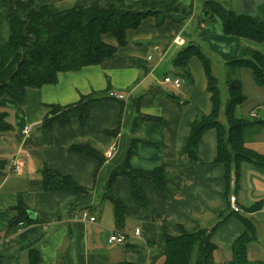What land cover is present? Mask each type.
<instances>
[{"label": "crops", "instance_id": "1", "mask_svg": "<svg viewBox=\"0 0 264 264\" xmlns=\"http://www.w3.org/2000/svg\"><path fill=\"white\" fill-rule=\"evenodd\" d=\"M176 1L183 4L186 0ZM246 2L254 4L251 0ZM189 4L192 2L184 5ZM214 7L219 21L203 24L197 38L226 64L240 59V47L254 48L253 41L224 34L222 28L228 11L216 3ZM193 20V9L191 17L181 23L165 20L157 25L156 18L147 17L138 28L125 31L123 46L113 36L105 35L103 41L115 47L116 52L99 65L60 73L51 85L27 88L21 104L0 99V109L13 110L15 118L12 124L8 121L9 113L0 111L6 114L5 121L12 127L11 131L0 133V161L4 163L0 168L2 264H30L34 255L39 257V264H163L165 237H179L199 227L210 228L219 215H227L231 196L241 209L239 215L255 226L256 240L247 247L248 261H264V171L244 163L239 182L236 184L231 173L226 184L224 167L214 161L217 150L214 129L201 134L195 163H190L184 152L197 115L212 112L201 62L190 58L187 64L190 81L181 90L163 84L156 75L160 66L166 70L173 68L172 61L187 43L185 33ZM257 51L263 54L262 50ZM175 78L179 77L175 74ZM164 86L167 89H162ZM113 93L122 95L123 100L112 98ZM90 95L96 100L87 106L85 125L80 124L79 114L73 112L66 126L55 123L50 130L41 129L50 105H73ZM262 105H255L247 116L236 117L235 113L234 116L249 118L254 111L255 119L264 123ZM138 115L160 122L143 121L133 131V121ZM25 127H30L29 135L22 134ZM262 131L264 128L250 130L245 141L246 148L260 155H264ZM133 138L159 146L138 143L130 166L143 172L162 168L166 181L164 191H159L150 181L138 180L148 202V208H144L131 196L128 178L117 176L112 194L126 210L123 222L118 223L112 204L100 201L99 195L111 171L123 164ZM74 145L99 152L104 157L103 163L98 165L95 159L70 151ZM112 148V156L107 158L106 153ZM13 164L20 167L19 173L11 172ZM45 168L70 176L78 186L90 190L91 195L84 199L73 193L44 191L40 171ZM19 202L34 214L36 222L26 227H9L18 215L14 208ZM255 205L258 207L249 211ZM83 212L94 217L95 222L83 219ZM135 229L140 230L139 237L134 236ZM243 231V223L235 215L227 217L214 230L212 240L216 250L211 264H234L233 244ZM112 232L123 234L125 243H110Z\"/></svg>", "mask_w": 264, "mask_h": 264}, {"label": "trees", "instance_id": "2", "mask_svg": "<svg viewBox=\"0 0 264 264\" xmlns=\"http://www.w3.org/2000/svg\"><path fill=\"white\" fill-rule=\"evenodd\" d=\"M67 1L70 0H0V99H11L21 104L27 88L54 84L60 73L97 66L103 60L111 58L116 48L103 41L105 35L113 36L118 45L123 46L125 31L138 28L140 22L147 17L156 18V24L161 25L165 20L181 23L192 15L191 4L184 5L176 0H74L75 3L69 8L57 7ZM250 8L264 16V0L250 4L248 9ZM216 16L214 1H205L198 21L199 27L213 23ZM222 30L226 35L264 43V21L258 20L255 15L248 12L228 11ZM240 55V59L225 64L228 97L222 109L225 126L218 120L221 99L210 60L199 47L187 42L172 61L176 76H181L187 82L190 81L187 67L190 58L195 57L202 64L212 102V112L207 116L197 115L191 125L184 152L189 162L195 163L201 134L205 130L214 129L217 135L214 161L224 167L226 184L231 173L236 184L239 182L241 165L244 163L264 171V155L245 147L248 132L263 129L264 123L255 118L237 119L234 116L235 108L245 101L241 82L236 75L241 69H246L252 81L257 86L264 87V55L248 47H240ZM136 65L144 70L141 63L136 62ZM92 96L81 97L77 103L65 107L50 105V111L43 119L41 129L50 130L55 123L61 127L66 126L73 112L79 114L80 124L85 125L87 106L96 100ZM5 119L6 114L0 113V133L12 130ZM143 121L160 122L154 117L138 115L134 118L132 130H137ZM140 142L159 146L143 139H131L123 164L111 171L99 195L100 201L108 200L112 204L114 218L118 223L123 222L126 210L120 200L112 194V184L117 176L128 178L131 196L144 208H148V202L138 186V180H148L159 191H164L166 177L162 168L143 172L130 166V159L136 154V146ZM70 151L91 157L98 165L104 161L99 152L88 146L74 145ZM3 164L0 161V168ZM40 176L46 192L73 193L84 199L91 195L90 190L78 186L70 176L60 175L46 168L40 171ZM257 207L258 205H255L249 211ZM227 208V215H219L216 223L210 228L199 227L190 232H183L179 237L166 236L163 264H211L212 254L216 250L212 234L232 215L238 217L244 226L242 235L233 244L232 263L264 264V261H248L246 256L248 245L256 240L253 222L239 213L231 212L228 204ZM14 210L18 215L10 222L9 227L20 228L19 224L26 227L36 222L35 219L27 218L28 211L22 203L19 202ZM30 264H39V257L34 255Z\"/></svg>", "mask_w": 264, "mask_h": 264}, {"label": "rangeland", "instance_id": "3", "mask_svg": "<svg viewBox=\"0 0 264 264\" xmlns=\"http://www.w3.org/2000/svg\"><path fill=\"white\" fill-rule=\"evenodd\" d=\"M192 2V9H193V16L195 17V20L191 23L190 27L188 28V31L185 33L188 37L186 38L187 42H191L192 44L199 46L201 51L206 55V57L210 60L211 63V69L212 73L217 79V86L220 92V99H221V111L219 115V122L225 126L226 121L223 116V106L225 104V101L227 100V87H226V67L224 61L220 60V58L211 50L208 48L207 44L205 42H199L198 40V33L201 31V27H199V19L201 17V11H202V6L205 1L207 0H186L185 3ZM214 4H218L220 7L225 9L226 11H233L236 13H246L251 15H255L258 20L264 21V16L260 13H256V10H253L254 8H249L250 3H247L246 1L248 0H213ZM253 2H260L262 0H251ZM250 2V1H249ZM75 3L74 0H70L65 2L62 5H57L59 9H65L71 7ZM219 21L218 15L216 16V19L213 23ZM206 24H212V23H206ZM248 42V41H247ZM251 43V42H249ZM254 48V50H262L264 54V44H255L251 43ZM257 48V49H256ZM241 58V55H240ZM175 70L173 68H170V70L164 69L163 66H160L157 69L156 75L159 77L160 81H162L164 76L170 77L171 79L175 78ZM179 79L181 80L180 84V90L182 87L188 84V82L182 78L181 76H178ZM236 77L240 80L241 85H242V90L243 94L245 96V101L242 105H239L235 108V116L236 117H242V116H247V112L250 111L255 105L257 104H263L262 105V110L264 112V88H259L256 86V84L252 81L250 77V73L246 69H241L238 71ZM167 89L166 86L162 87V89ZM178 90V91H180ZM166 92V90H164ZM0 111H6L9 113L8 121L13 124L15 118L13 115V110L10 109H0ZM247 118V117H246ZM250 118V117H249ZM36 131L33 130V134H35ZM264 135V131L261 133ZM260 137V136H259ZM255 139L258 140V137H255ZM255 140V142L257 141Z\"/></svg>", "mask_w": 264, "mask_h": 264}, {"label": "built area", "instance_id": "4", "mask_svg": "<svg viewBox=\"0 0 264 264\" xmlns=\"http://www.w3.org/2000/svg\"><path fill=\"white\" fill-rule=\"evenodd\" d=\"M149 59L150 58L148 57V60ZM162 83L166 84V85H169V86H172V87H175V88H178V87H180L181 80L179 78L171 79L170 77L165 76L162 79ZM110 96L115 98L116 100H120V101L123 100V96L122 95H116V94L113 93ZM249 116H250V118H256V113L254 111H252L249 114ZM30 132H31L30 127H25L23 129V131H22V134L23 135H29ZM113 151H114V148L109 150L106 153V157L110 158L112 156ZM11 172L12 173H19L20 172V167L17 164H13L12 167H11ZM228 205H229V209H230L231 212H233V213H240L241 212L240 207L236 204V199H235L234 196L229 197ZM82 217H83V219L87 218V220L89 222H95V218L94 217H88V214L85 213V212L82 213ZM19 225L22 227V224H19ZM134 236L135 237H139L140 236V230L139 229H135L134 230ZM109 242L110 243H114V244H119V245L124 244L125 243V236L123 234H120V233L112 232L111 235L109 236Z\"/></svg>", "mask_w": 264, "mask_h": 264}, {"label": "water", "instance_id": "5", "mask_svg": "<svg viewBox=\"0 0 264 264\" xmlns=\"http://www.w3.org/2000/svg\"><path fill=\"white\" fill-rule=\"evenodd\" d=\"M27 218L28 219H34V214H32L31 212H27Z\"/></svg>", "mask_w": 264, "mask_h": 264}]
</instances>
